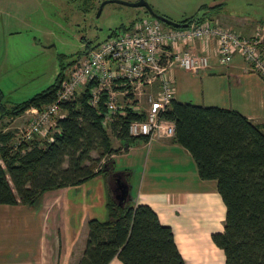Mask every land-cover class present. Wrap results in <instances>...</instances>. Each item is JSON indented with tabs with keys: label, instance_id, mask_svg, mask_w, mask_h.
<instances>
[{
	"label": "trees",
	"instance_id": "obj_1",
	"mask_svg": "<svg viewBox=\"0 0 264 264\" xmlns=\"http://www.w3.org/2000/svg\"><path fill=\"white\" fill-rule=\"evenodd\" d=\"M207 19L201 14L178 22L186 26ZM81 54L65 65L59 63L53 81L27 99L6 105L0 90V119L16 118L28 108L39 110L51 103L65 67ZM91 87L87 83L72 100L59 104L62 112L45 136L32 133L21 139V129L18 138L15 130L0 129V204L33 206L47 192L99 175L105 218L86 221L84 246L75 264H108L113 257L120 264H184L170 226L160 223L148 205L130 202L127 196L119 203L112 195L115 179H126L127 171H115L111 155L134 142L146 143V136H132L127 130L128 122L143 119V114L127 105L123 114L104 126L105 91L92 106ZM158 116L173 123L170 138L188 152L197 178L215 182L224 217L221 231L211 233L210 239L221 250L223 264H264V120L254 123L234 109L175 98ZM113 139L120 147H112Z\"/></svg>",
	"mask_w": 264,
	"mask_h": 264
},
{
	"label": "crops",
	"instance_id": "obj_2",
	"mask_svg": "<svg viewBox=\"0 0 264 264\" xmlns=\"http://www.w3.org/2000/svg\"><path fill=\"white\" fill-rule=\"evenodd\" d=\"M249 20L242 17L221 22L244 36L251 34L256 24H263ZM182 49L200 54L212 50V54L206 57L207 68L196 72L178 66L172 69L175 99L180 91L176 82L186 81L187 72L196 75L206 69L202 79L213 84V88L208 84V89L214 93L210 102L214 104L196 105L234 109L254 123L264 120V81L238 53L223 67L208 40H195ZM154 88L155 82L143 86L145 92ZM143 98L142 93L138 101ZM111 157L115 171H127L125 180L132 184L135 203L148 205L160 223L171 227L184 264H223V254L210 234L222 229L224 205L215 182L197 178L195 164L185 149L171 138H156L148 144L134 142ZM169 171H186L190 176ZM104 203L103 177L98 175L47 192L36 206L0 204V264H75L84 246L86 221L103 220ZM114 259L118 262L113 257L108 264Z\"/></svg>",
	"mask_w": 264,
	"mask_h": 264
},
{
	"label": "built area",
	"instance_id": "obj_3",
	"mask_svg": "<svg viewBox=\"0 0 264 264\" xmlns=\"http://www.w3.org/2000/svg\"><path fill=\"white\" fill-rule=\"evenodd\" d=\"M195 40L213 43L217 63L223 67L228 65L233 53H238L264 81V25L256 24L251 34L242 36L217 18L191 21L182 27L146 18L131 22L120 33L113 32L69 65L54 100L39 110L24 111L31 117L27 127L21 129L20 138H30L32 133L47 135L54 121L52 117L60 111L59 104L72 100L87 83H92L88 97L92 106L105 91L106 110L101 121L104 126L117 114H123L128 105L135 113L143 114V119L128 122L130 135L146 136V144L156 138L172 137L173 123L158 116L174 98L172 69L178 66L196 72L207 68L206 57L212 54V50L200 54L182 49ZM153 82L154 90L145 92L143 86ZM142 93L143 101H138Z\"/></svg>",
	"mask_w": 264,
	"mask_h": 264
},
{
	"label": "rangeland",
	"instance_id": "obj_4",
	"mask_svg": "<svg viewBox=\"0 0 264 264\" xmlns=\"http://www.w3.org/2000/svg\"><path fill=\"white\" fill-rule=\"evenodd\" d=\"M103 1L106 0H0V90L1 100L6 105L27 99L48 86L59 70V63L67 64L77 53L85 52L87 47L101 42L112 32L120 33L131 22L151 18L140 8L111 0L100 8ZM144 1L174 21L205 14L220 22L244 17L260 20L264 25V0ZM216 4L219 7L215 9L200 8ZM205 70L196 75L187 72L186 81L176 82L175 87L178 90L179 86L180 90L176 93L178 101L214 104L210 103L214 93H209L208 89V84L210 88L213 84L202 79ZM30 117L24 112L17 118L4 117L0 119V129H13L18 138L19 129L26 126ZM117 143L112 141V147H120ZM91 155L95 157L96 153ZM169 172H184L190 176L186 171ZM118 262L114 259L110 264Z\"/></svg>",
	"mask_w": 264,
	"mask_h": 264
},
{
	"label": "water",
	"instance_id": "obj_5",
	"mask_svg": "<svg viewBox=\"0 0 264 264\" xmlns=\"http://www.w3.org/2000/svg\"><path fill=\"white\" fill-rule=\"evenodd\" d=\"M107 1L108 0L103 1L100 5V8H101L102 4L104 2H107ZM111 1H113L115 3L127 5V6H130L133 8H143L146 10V12L149 16H151L152 18H154V19H156V20L160 21L161 23L168 25V26L182 27L185 25V24H180L178 21H174V20L169 19L165 16L156 14L144 0H136L133 2H127V1H122V0H111ZM97 44H99V43H97ZM97 44H95V45H97ZM95 45L89 46L88 49L92 48ZM131 188H132L131 183L127 182L125 179H120L117 177L115 179V184L112 188L114 198H116L117 200H120L124 196H127L129 201L134 203L136 201V196L132 194ZM36 203H37V201L34 202L33 206H36L37 205Z\"/></svg>",
	"mask_w": 264,
	"mask_h": 264
},
{
	"label": "flooded vegetation",
	"instance_id": "obj_6",
	"mask_svg": "<svg viewBox=\"0 0 264 264\" xmlns=\"http://www.w3.org/2000/svg\"><path fill=\"white\" fill-rule=\"evenodd\" d=\"M140 9H142L143 10V12H145L146 13V15L147 16H149L148 14H147V12H146V10L145 9H143V8H140ZM151 9L156 13V14H158V15H162V16H165V17H167V18H169V19H171L170 17H168V15L167 14H165V13H162V12H160V11H158L157 9H154V8H152L151 7ZM130 25V24H129ZM128 25V26H129ZM127 26V27H128ZM114 184H115V182H114ZM114 184L112 185V187H111V190H112V188H113V186H114ZM112 195H113V197H114V194H113V191H112ZM116 199V198H115ZM118 202L120 203V200H118Z\"/></svg>",
	"mask_w": 264,
	"mask_h": 264
},
{
	"label": "bare ground",
	"instance_id": "obj_7",
	"mask_svg": "<svg viewBox=\"0 0 264 264\" xmlns=\"http://www.w3.org/2000/svg\"><path fill=\"white\" fill-rule=\"evenodd\" d=\"M59 109H60V107H59ZM61 111V110H60ZM141 120V119H140ZM129 134V133H128ZM130 135V134H129Z\"/></svg>",
	"mask_w": 264,
	"mask_h": 264
}]
</instances>
